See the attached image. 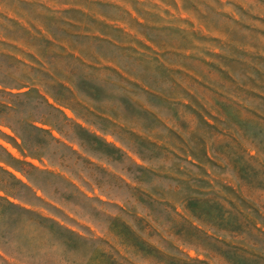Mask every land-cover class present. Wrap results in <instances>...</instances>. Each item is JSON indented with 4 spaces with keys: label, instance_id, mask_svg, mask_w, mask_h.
Wrapping results in <instances>:
<instances>
[{
    "label": "rangeland",
    "instance_id": "obj_1",
    "mask_svg": "<svg viewBox=\"0 0 264 264\" xmlns=\"http://www.w3.org/2000/svg\"><path fill=\"white\" fill-rule=\"evenodd\" d=\"M0 168V264H264V0H0Z\"/></svg>",
    "mask_w": 264,
    "mask_h": 264
},
{
    "label": "trees",
    "instance_id": "obj_2",
    "mask_svg": "<svg viewBox=\"0 0 264 264\" xmlns=\"http://www.w3.org/2000/svg\"><path fill=\"white\" fill-rule=\"evenodd\" d=\"M7 108L9 109L10 107H9V105H7ZM1 170H3L4 171V169L3 168H0ZM7 174H9V175H11V176H13L11 173H9L8 171H7ZM14 177V176H13ZM0 191H4L8 196L9 195H12V193L10 192V191H8V189H6L5 187H3L2 185H0ZM0 201H7V203L9 204V205H12V206H14V207H16V205H14L13 203H11V202H9V200H8V198L6 197V198H4V197H1V195H0ZM17 208H19L20 210H22V212L23 213H26V214H31V212L29 211V210H27L26 208H24V207H20V206H18ZM122 211L123 212H125L124 211V209H122ZM39 219H40V224L41 223H44V222H47V221H50V220H48L47 218H43V217H40L39 216ZM113 221H117V222H119L117 219H112ZM123 224V226L125 227V229L126 230H128L131 234H134V232L131 230V228L127 225V224H125V223H122ZM52 225H55V227L57 228V229H59V230H61V231H63L64 233H66V234H68V235H70V242H71V240H73L74 242L76 241L77 243L78 242H80V243H86V242H88V241H86L81 235H79V234H77L76 232H74V231H71V230H69V229H66V228H62L59 224H57L56 222H53V224ZM142 241V240H141ZM103 242V241H102ZM143 243H144V241H142ZM105 244L112 250V253H113V255H107L106 254V257H107V259H109V260H111V262L109 263V264H122V262L121 261H123L124 263L123 264H132L131 263V261L127 258V257H124V256H122L121 254H120V252H118V251H116L115 249H114V247L113 246H111L108 242H105ZM70 245H71V243H70ZM97 250H99V246H96L95 248H94V252H96ZM159 254H161V255H163V256H165L164 254H162V252H160V251H157ZM251 255L254 257V258H256L259 262H264V257L263 256H261V255H258V254H254V253H251ZM105 256V255H104Z\"/></svg>",
    "mask_w": 264,
    "mask_h": 264
}]
</instances>
